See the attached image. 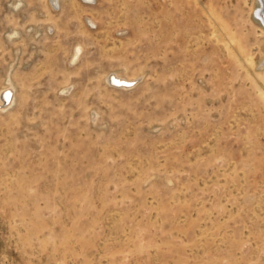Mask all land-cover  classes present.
<instances>
[{"label":"rangeland","instance_id":"rangeland-1","mask_svg":"<svg viewBox=\"0 0 264 264\" xmlns=\"http://www.w3.org/2000/svg\"><path fill=\"white\" fill-rule=\"evenodd\" d=\"M258 8L0 0V264H264Z\"/></svg>","mask_w":264,"mask_h":264},{"label":"bare ground","instance_id":"bare-ground-1","mask_svg":"<svg viewBox=\"0 0 264 264\" xmlns=\"http://www.w3.org/2000/svg\"><path fill=\"white\" fill-rule=\"evenodd\" d=\"M51 5L52 6H57V4L59 5V1L60 0H49ZM259 1V8L255 10V12L253 13L255 18L262 24V26L264 27V0H258ZM92 22V21H91ZM94 24V22H92ZM96 24V23H95ZM74 47V46H73ZM84 47V46H83ZM81 45H76L72 54H71V64L72 62H77L80 58V54H81V50L82 48ZM83 51H84V48H83ZM70 60V59H69ZM68 60V61H69ZM70 62V61H69ZM73 63V64H74ZM263 67H264V59L262 61V64H261ZM109 78V77H108ZM115 78H119V79H122V76L120 74H117ZM125 81V86H116V85H113V83L110 82V84L114 87H122V88H131V87H134L137 82H136V78H127V77H124V79H122ZM109 81V79H108ZM11 88V87H10ZM7 89V88H6ZM13 89V88H12ZM5 88L0 91V103L2 105V108H6L8 106H11L12 102L14 101V95L13 97H11L9 95V93H5ZM65 92L67 91L68 92V87L67 88H64L63 89ZM12 91V90H11ZM70 91V90H69ZM12 93V92H11ZM1 109V108H0ZM2 110V109H1Z\"/></svg>","mask_w":264,"mask_h":264},{"label":"water","instance_id":"water-1","mask_svg":"<svg viewBox=\"0 0 264 264\" xmlns=\"http://www.w3.org/2000/svg\"><path fill=\"white\" fill-rule=\"evenodd\" d=\"M110 82L113 83V85L116 86H125V81L119 78H114L113 75L110 76Z\"/></svg>","mask_w":264,"mask_h":264}]
</instances>
